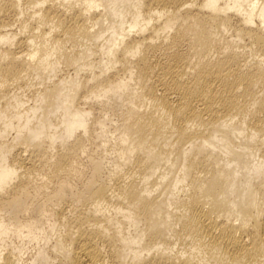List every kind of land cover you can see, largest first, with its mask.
<instances>
[{
	"label": "bare ground",
	"instance_id": "obj_1",
	"mask_svg": "<svg viewBox=\"0 0 264 264\" xmlns=\"http://www.w3.org/2000/svg\"><path fill=\"white\" fill-rule=\"evenodd\" d=\"M0 264H264V0H0Z\"/></svg>",
	"mask_w": 264,
	"mask_h": 264
},
{
	"label": "rangeland",
	"instance_id": "obj_2",
	"mask_svg": "<svg viewBox=\"0 0 264 264\" xmlns=\"http://www.w3.org/2000/svg\"><path fill=\"white\" fill-rule=\"evenodd\" d=\"M251 57H252V56H250V58H251ZM250 58H249V59H250ZM65 67H66V66H65ZM65 67H63L62 72H61V71L59 72L61 76H63V75H67V74L73 72L72 67H68V69H67V67H66V68H65ZM66 69H67V70H66ZM23 87L27 90V87H25V86H23ZM22 90H23V88H22ZM19 91H21V89H19ZM25 92H26L25 94H28L27 97H29V95H30L31 93H29L28 91H25ZM88 147H89V146H88ZM39 171H41L42 173H45L44 170H39ZM46 172H47V170H46ZM34 173L37 174V171H35Z\"/></svg>",
	"mask_w": 264,
	"mask_h": 264
}]
</instances>
